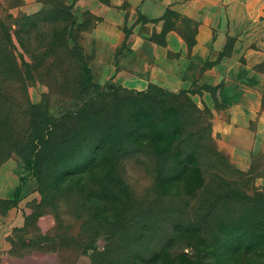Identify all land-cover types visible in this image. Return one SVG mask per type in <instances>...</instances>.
Returning <instances> with one entry per match:
<instances>
[{"label": "rangeland", "instance_id": "1", "mask_svg": "<svg viewBox=\"0 0 264 264\" xmlns=\"http://www.w3.org/2000/svg\"><path fill=\"white\" fill-rule=\"evenodd\" d=\"M40 2L27 14L13 12L22 0H0L20 64L0 77V215L22 183L16 234L29 241L17 250L58 251L63 264L78 253L92 264H264V209L246 197H264V149L247 170L232 162L214 130L227 105L206 90L109 88L112 45L94 37L99 17L77 0ZM254 68L264 97V56ZM30 103L57 119L35 177L18 152L30 138ZM138 125L150 139L128 149L127 129Z\"/></svg>", "mask_w": 264, "mask_h": 264}, {"label": "crops", "instance_id": "2", "mask_svg": "<svg viewBox=\"0 0 264 264\" xmlns=\"http://www.w3.org/2000/svg\"><path fill=\"white\" fill-rule=\"evenodd\" d=\"M76 5L99 17L94 37L112 45L107 80L135 90L154 83L174 92L221 84L216 94L227 100L228 119L216 118L215 134L232 162L249 169L251 155L264 149L263 79L254 68L264 56V0H77ZM41 7L40 0H22L13 12L35 14ZM139 15L144 20L124 32L128 19ZM229 38L231 51L220 56ZM22 208L18 202L0 215V264H63L58 251L17 250L14 229L24 225ZM69 264L92 260L78 253Z\"/></svg>", "mask_w": 264, "mask_h": 264}, {"label": "trees", "instance_id": "3", "mask_svg": "<svg viewBox=\"0 0 264 264\" xmlns=\"http://www.w3.org/2000/svg\"><path fill=\"white\" fill-rule=\"evenodd\" d=\"M105 3H109L110 0H100ZM73 3V2H71ZM20 4L14 5L18 6ZM71 5V4H70ZM60 6H64L63 4H60ZM69 7V6H68ZM174 14V13H173ZM25 18H28L29 16H24ZM178 17V16H177ZM30 18V17H29ZM15 21L18 22L19 20L15 17ZM188 21V20H187ZM128 34V33H127ZM233 39L229 38L224 50L220 53V56H223L225 54H229L232 48ZM16 48H14V43L12 39V31L11 28L8 26L5 21L0 19V77H8L11 76V74H18L20 71V64H19V55L15 51ZM23 58V54L21 55ZM24 60V59H23ZM25 65V61H23ZM208 64V62H207ZM109 88L114 89V87L119 86V84H109ZM123 87V86H121ZM221 87V84L217 86H211L208 84H194V86L188 90L182 89L178 92L167 90L157 84L151 83L145 90H136L140 94H144V96H151V94L157 95V92H165L170 95H177V94H184V93H201V91L206 90L209 91L216 102L224 103L227 105V100L223 96L220 99L217 97V89ZM135 90V89H134ZM118 91L119 90H114ZM116 93V92H115ZM262 102L264 106V97H262ZM95 106V103H94ZM228 106V105H227ZM30 123H31V133L30 138L26 142H21L18 145V152L20 155L21 160L23 161L24 167L32 173V176H37L39 172V166H40V159H41V151L46 147V144L53 139V133L55 131V127L57 125V119L50 115L48 111L43 108V105L41 103H30ZM142 125L135 126L133 128L129 127L127 129V138L130 139V143L128 145V149L132 147L137 146H143L147 145L149 141V135H145L141 133ZM186 139L183 138L180 140V143L185 141ZM102 143H104L106 146H108L110 143H113L110 139H103ZM98 160L97 156L94 155V164ZM170 179V178H169ZM24 185L22 183H19L15 190H14V196H13V203L12 205H15L20 198L21 194L23 192ZM259 196V195H258ZM256 195H247V200L251 202H256L262 209H264V197H258ZM25 226H23L24 228ZM22 229V227H21ZM17 233L20 228L14 229ZM23 230V229H22ZM17 235V234H16ZM18 244L22 241H26L27 239L24 238V235H18ZM12 243L15 246V241L12 240ZM83 254V253H82ZM86 254V253H84ZM92 260V256H91ZM93 263V260H92Z\"/></svg>", "mask_w": 264, "mask_h": 264}]
</instances>
